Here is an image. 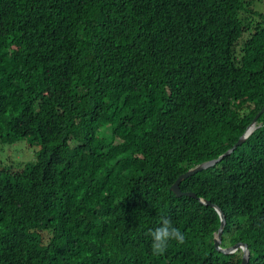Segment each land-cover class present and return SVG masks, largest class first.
I'll return each instance as SVG.
<instances>
[{
  "label": "trees",
  "instance_id": "16d2710c",
  "mask_svg": "<svg viewBox=\"0 0 264 264\" xmlns=\"http://www.w3.org/2000/svg\"><path fill=\"white\" fill-rule=\"evenodd\" d=\"M262 7L0 0V143L40 146L0 164V264H242L201 200L264 264ZM162 215L185 242L154 256Z\"/></svg>",
  "mask_w": 264,
  "mask_h": 264
},
{
  "label": "water",
  "instance_id": "95a60500",
  "mask_svg": "<svg viewBox=\"0 0 264 264\" xmlns=\"http://www.w3.org/2000/svg\"><path fill=\"white\" fill-rule=\"evenodd\" d=\"M253 129V128H252ZM249 132L251 133L252 130L250 129ZM249 133V134H250ZM245 135L243 137L240 138V140L231 148L229 149L223 156H221L220 158L218 159H214V160H211V161H208V162H205L201 165H199L197 168L195 169H192L190 171H188L187 173H184L182 174L178 180L175 182V184L172 186V190L178 195V196H182V195H188V196H192L194 198H198L197 194L193 193V192H183L180 188V184L181 182L188 176L192 175V174H195L199 171H202L204 169H207L213 165H215L216 163H218L221 159H223L225 156H228L230 155L234 150L235 148H237L239 145L243 144V142L245 141V139L247 138V136L249 135ZM204 204H207V205H211L213 206L217 212L220 214L221 216V221H222V225L219 229V235H218V239L215 240V244H216V247L219 251L223 252V253H232L233 251H236L237 248L239 247H243L244 248V254H243V259H242V264H248L249 262V259H250V253H249V249H248V245L245 244V243H238L234 246H231L229 248H222L221 247V242H222V234H223V229L225 227V224H226V219L224 217V214L222 212V210L219 208L218 205L216 204H213L211 203V201H207V200H201Z\"/></svg>",
  "mask_w": 264,
  "mask_h": 264
},
{
  "label": "clouds",
  "instance_id": "9594fccd",
  "mask_svg": "<svg viewBox=\"0 0 264 264\" xmlns=\"http://www.w3.org/2000/svg\"><path fill=\"white\" fill-rule=\"evenodd\" d=\"M148 236L150 237L151 252L154 256H163L172 242L178 244L185 242V236L181 229L170 217L163 215L157 221V225L149 229Z\"/></svg>",
  "mask_w": 264,
  "mask_h": 264
},
{
  "label": "rangeland",
  "instance_id": "374dc122",
  "mask_svg": "<svg viewBox=\"0 0 264 264\" xmlns=\"http://www.w3.org/2000/svg\"><path fill=\"white\" fill-rule=\"evenodd\" d=\"M261 5H255V7H260ZM262 10H264V7H262ZM39 150L40 146L32 145L28 139L20 140L14 144L0 143V164L20 169L26 163L34 161ZM240 249L244 253L243 247L237 248L236 251Z\"/></svg>",
  "mask_w": 264,
  "mask_h": 264
}]
</instances>
